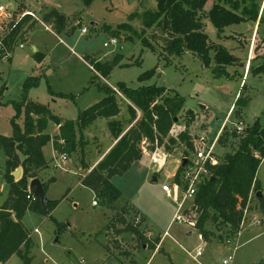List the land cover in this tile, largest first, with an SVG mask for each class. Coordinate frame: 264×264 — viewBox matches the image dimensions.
Listing matches in <instances>:
<instances>
[{"label": "rangeland", "instance_id": "rangeland-1", "mask_svg": "<svg viewBox=\"0 0 264 264\" xmlns=\"http://www.w3.org/2000/svg\"><path fill=\"white\" fill-rule=\"evenodd\" d=\"M2 1L5 5L18 6L20 11L35 13L39 21L26 24L21 42L27 39L28 43L24 49L17 50L13 63L3 62L0 65V89H4L0 104L1 136H13L11 122L16 110L10 102L21 100L23 85L32 76L39 79V84L29 92V101L48 107L53 114L66 120H76L81 111L104 97L97 88L98 84L107 85L113 90H118L121 83L133 89L157 84L167 89L165 96L179 95L184 99V107L179 114V123L171 131L172 136L184 131L186 111L195 113V121L189 129V135L194 138L193 148H187L182 143L173 148L172 155L166 154L167 158L160 156V162L155 163L159 168L156 167L159 175L157 183L152 182L153 177L150 179L151 174L149 170L146 171L153 154L145 150L147 158L140 165L124 176L112 179L123 194L112 209L105 207L104 210L102 205L93 206V201L98 199L92 190L82 184L84 173L80 149L65 164L60 159L55 160L53 164L58 163L59 166L53 165L42 171L39 175L42 182L56 179L55 183L50 184L49 201H58L66 193L68 196L51 213L64 226L62 229L49 216L35 212H28L23 220L33 241L30 250L32 264H97L98 259L104 260L100 264H224V261H229V264H264V208L257 198L258 192L251 194L244 211L245 220L237 236L230 237L227 228L208 225L211 236L205 241L196 228L187 223L173 222L178 202L182 201V184L175 177L184 159H192L201 146L199 138L205 136L206 143L211 145L226 130L236 133L237 137L230 142L220 144L217 141L214 162L219 165L227 154L237 149L247 127L254 122L264 126V0H231L238 2V14L252 9L253 3L256 4L262 22L260 24L259 19L257 23L248 20L227 27L222 34L207 18L216 3L208 0L201 14L205 33L211 44L224 46L233 58V63L227 68L229 77L220 79L215 78L212 69L205 68L199 57L192 53H185L181 57H171L165 53L166 34L160 24L151 23V14L158 11L157 0H94L90 6L85 4V0ZM223 5L232 8L231 3ZM53 9L69 19L62 34L43 22L44 14ZM120 24H127L129 28L122 30L120 36L105 31L104 27L116 29ZM74 27L76 31L72 33ZM84 29L87 30L85 34L82 33ZM111 40H116L117 45L105 46ZM144 40L149 42L150 47L145 46ZM33 46H37L38 52L45 56L41 66L36 61ZM88 57L103 64L117 58L120 63L113 67L109 77L104 78L93 69L91 62L85 60ZM154 68L156 75L152 79L139 81L142 74ZM92 81L96 84L91 85ZM50 91L74 99L55 97ZM238 101L248 104L244 108L237 107ZM127 104L123 99V128L130 125ZM18 122L22 126V119ZM101 122L98 121L92 130H98ZM16 146L15 143L14 148ZM89 150L86 160L92 163L98 156V150L93 146ZM160 153L165 154L164 150ZM53 155L54 150L50 146L46 149L49 161H52ZM6 159L5 148L0 144V207L8 194V186L2 177ZM257 180L264 200V160ZM162 184L171 185L175 190L173 198L166 197ZM192 204L193 200L183 206L185 214L191 219L194 217L189 211ZM115 208L119 211L125 209L129 222L138 228L139 224L134 218L137 212L148 219V229L154 235H159V240L163 239L158 254L151 247L146 249L155 241L153 236L145 237L146 241H143L131 233L116 235L109 228L112 255L101 246L100 243L106 240L107 231L101 234L99 231L110 223ZM255 218L260 224L256 223ZM139 229L143 234L146 232L144 228ZM36 230L39 232L36 233ZM166 232L168 235H165ZM199 247H202V256L196 257ZM8 264H23V261L14 256Z\"/></svg>", "mask_w": 264, "mask_h": 264}, {"label": "trees", "instance_id": "trees-1", "mask_svg": "<svg viewBox=\"0 0 264 264\" xmlns=\"http://www.w3.org/2000/svg\"><path fill=\"white\" fill-rule=\"evenodd\" d=\"M93 1L85 0V4L90 6ZM214 1L216 3L208 12L207 18L219 34L229 26L239 25L248 20L257 23L259 19L260 24L262 22V18H259L260 9H257L254 3L252 9L243 10L238 14L237 1ZM157 2L158 11L151 14V23L160 24L166 34L165 53L171 57L192 53L199 57L205 68L212 69L215 78H228L227 68L233 63L232 56L224 46L211 44L205 33V23L201 14L208 0H157ZM223 3H231L232 8H226ZM28 21L29 18L25 19L12 34L11 43L16 41L19 33L24 32ZM68 21L69 19L56 9L46 12L43 16V22L52 25L58 34L65 32ZM104 28L113 36H120L122 30L129 29L127 24H120L116 29ZM71 31L74 33L76 28H72ZM143 42L146 47H150L149 42L146 40ZM212 52L214 55H211ZM44 57L39 52L35 53L36 61L39 63ZM85 60L91 62L93 69L104 78L109 77L113 67L120 63L117 58L105 64L90 57ZM155 75L156 68L142 74L139 81L150 80ZM38 84L37 77L32 76L26 80L21 100L10 102L16 110L11 122L13 136L6 138L0 135V144L4 146L7 156L2 177L8 186L7 197L0 207V264H7L13 256H18L23 264H32L30 250L33 241L23 225V219L28 212L49 216L58 227H61L60 229L64 227L51 216V213L68 193L62 199L50 202L49 211H45L41 203L29 192L30 182L39 179L40 173L49 165L43 153L44 147L49 143L53 142L58 155L65 154L67 158L80 149L83 163L87 146L84 130L98 119L109 121L108 128L116 144L82 180V184L92 190L98 199L94 202L109 209L123 198L122 192L113 184L112 179L127 174L134 163L143 158L146 151L154 152L157 148H162L165 154L172 155L173 148L182 143L186 144L187 148H193L194 138L189 135V129L195 121V113L187 110L184 131L172 136L173 127L179 123L178 118L184 107V99L177 94L174 97L165 96L167 92L165 87L154 84L133 89L121 83L118 87L123 96L121 98L111 87L98 84L97 88L104 97L81 111L76 120H65L53 114L48 107L29 101V92ZM95 84V81H92L91 85ZM50 93L55 97L74 99L65 94L53 91ZM3 95L4 89H0V104ZM123 99L128 102L130 125L132 124L127 131L124 130L122 122L117 120L122 113ZM247 104L238 101L236 106L244 108ZM20 119L23 121L22 126L18 122ZM50 123L59 126V134L55 137L46 133ZM245 133L233 153L227 154L219 165L209 167L212 177L200 186L194 198L196 229L205 241L211 236L207 229L208 225L227 228L230 237L240 234L244 211L250 202L251 194L262 190L257 174L264 160V126L254 122L251 127L246 128ZM236 137L235 132L226 130L219 136L218 142L224 144ZM10 143H16V148H11ZM18 169H21V177L16 180L13 174ZM184 169L185 167L181 165L175 177L181 184ZM54 182L55 178H51L44 185L46 193L49 185ZM261 206L264 208V201L261 202ZM124 210L114 209L116 215L112 221L124 224V228L117 231L131 233L143 240L144 236L140 229L125 219ZM107 250L110 251L109 248Z\"/></svg>", "mask_w": 264, "mask_h": 264}, {"label": "built area", "instance_id": "built-area-1", "mask_svg": "<svg viewBox=\"0 0 264 264\" xmlns=\"http://www.w3.org/2000/svg\"><path fill=\"white\" fill-rule=\"evenodd\" d=\"M29 18V22L31 21H39V18L35 15V13L31 11H20L18 6L15 7L13 5H5L2 0H0V64L3 62H8L17 49H24L25 44L21 42L22 32L18 34L16 37V41L11 43L12 34L18 29L20 24L24 23L25 19ZM26 26V24H25ZM49 30L48 27H46ZM82 33H87V30L84 29ZM117 45L116 40H111L109 43H106L105 46ZM117 95L123 98L122 94L114 89ZM230 116V115H229ZM219 138V136H218ZM201 146L195 151V154L192 159L188 160V165L185 167L182 173V186L180 187V192L182 194V201L178 202V210L176 215L173 218V222L176 223H187L191 227L196 228L197 224V215L195 213L196 206L194 205V198L197 194L198 189L201 185L205 184L212 177V172L210 171L211 166H216L214 162L215 152L214 147L218 141L216 139L213 144L209 145L206 143L207 139L205 136H202L198 140ZM197 143V141H196ZM161 149L157 148L153 153V161L160 162V156L166 157V154H161ZM167 158V157H166ZM61 159L66 161L67 155H62ZM163 192L166 194L167 198H173L174 189L171 185H163ZM30 192V191H29ZM34 197V196H33ZM35 198V197H34ZM193 200V204L190 206V212L194 215L191 219L190 216L185 214L184 204L187 201ZM94 205H97L96 202H93ZM245 217L243 218L244 223ZM257 224H260V221L255 218ZM36 233L39 231L36 230ZM165 235H168L166 232ZM202 256V247H199L196 252V257ZM195 258V257H194ZM224 264H229V261H224Z\"/></svg>", "mask_w": 264, "mask_h": 264}, {"label": "crops", "instance_id": "crops-1", "mask_svg": "<svg viewBox=\"0 0 264 264\" xmlns=\"http://www.w3.org/2000/svg\"><path fill=\"white\" fill-rule=\"evenodd\" d=\"M31 24L33 23L32 21L30 22ZM27 24H29V21L27 22ZM35 25V24H34ZM33 25V26H34ZM28 26H30V25H28ZM32 28V27H31ZM30 28V29H31ZM25 40V39H24ZM28 42H27V39L25 40V42H24V44H25V47H26V44H27ZM24 47V48H25ZM17 50H19V49H17ZM17 50L15 51V53L13 54V57L7 62V63H5V64H12L13 63V61H14V56H15V54H16V52H17ZM33 50H34V52H38V47L37 46H33ZM45 58V57H44ZM4 64V65H5ZM38 64H40V66H41V63H38ZM1 66H2V64H0ZM0 71H2L1 70V68H0ZM102 99V98H101ZM100 99V100H101ZM98 102V101H97ZM94 105V104H93ZM92 106V105H91ZM89 108V107H88ZM87 109V108H86ZM125 111H126V109H125ZM125 114H124V111H123V109H122V113H121V115L117 118V120H122V118L121 117H123ZM66 120V119H65ZM98 121H102L101 122V127H98L99 129L98 130H95V129H93L92 130V127H94V125H96V123H98ZM108 120H106V119H98L97 121H95L90 127H88L87 129H85L84 130V137H85V141L87 142V146L85 147V153H84V159H83V163H82V161H81V163H82V172L84 173L83 175H82V177H81V181L83 180V178L88 174V173H90V171L92 170V169H94L97 165H98V163L109 153V151L113 148V146L116 144V141H115V139L113 138V136L111 135V133H110V131H109V128H108ZM132 126V124L131 125H128V126H126V127H124V130L125 131H127V130H129L130 129V127ZM46 133L47 134H50L52 137H55L56 135H58L59 134V126L58 125H56L55 123H50L49 124V126H48V129H47V131H46ZM50 146H52L53 147V150H54V155H55V157H54V155L52 156V161H49L48 160V158H47V156H46V149L47 148H49ZM91 146H93V147H95L97 150H98V156L95 158V159H93V162L92 163H90V161L89 162H87V160H86V156H87V154L90 152V150H89V148L91 147ZM161 150H163L162 148H161ZM43 153H44V156H45V159L47 160V162L49 163V165H48V169H50V166H53L54 165V167L56 166V165H58L59 166V164L58 163H56V164H53V162L55 163V160H61V162H62V164H65V162H68L71 158H72V156L73 155H71L66 161H63L62 159H61V156L60 155H58V153L55 151V149H54V144H53V142H51V143H49L47 146H45L44 147V149H43ZM152 154L154 153V152H151ZM147 154L148 153H146L145 155H144V157L140 160V161H138V162H136V163H134V165L132 166V168H131V170L136 166V165H140L141 164V162L145 159V158H147ZM161 157H163V156H161ZM150 162L147 164V166H146V171L148 172V170H149V172H150V179L153 177V181L152 182H158L159 181V175L157 174V166H156V162H154L153 161V159H152V161L151 160H149ZM145 165V164H144ZM58 166H57V168H58ZM157 167V168H156ZM143 168H144V166H143ZM156 169V170H155ZM159 169V168H158ZM156 171V172H155ZM43 173V172H42ZM174 175H172V177H173ZM20 177H21V175H20ZM167 177V176H166ZM116 178V177H115ZM154 178H156V180L157 181H154ZM164 179H166V178H164ZM40 180V179H39ZM41 181V180H40ZM42 182V181H41ZM55 182H56V179H55ZM54 182V183H55ZM44 185L46 184L45 182H42ZM163 185V184H162ZM50 189H51V185H49V187H48V191H47V195H48V193H49V191H50ZM68 196V195H67ZM48 198V197H47ZM67 198V197H66ZM94 202V201H93ZM59 206V205H58ZM57 206V207H58ZM93 206L94 207H98L99 206V204H97V205H94L93 204ZM57 207L55 208V210L57 209ZM103 209L105 210V207H103ZM108 209V208H107ZM114 210V209H113ZM115 213H114V215H113V218H112V220L114 219V217H115V215H116V211H114ZM125 213V212H124ZM27 216V215H26ZM25 216V217H26ZM124 217H125V219L127 220V222H129V219H128V217H127V215H126V213L124 214ZM109 218V217H108ZM134 218L137 220V222H138V224H139V228H144L145 229V231L146 232H144V234H143V232L141 231V233H142V235L144 236V239H143V241H146V238L145 237H152L153 236V239H155V241L153 242L152 240V242H153V244L152 245H149V246H147L146 247V249L148 250L150 247L152 248V250L153 251H156L155 252V254H158V252L160 251V250H158L159 248L158 247H160V246H162L163 245V239L162 240H159L158 239V237H159V235H154L153 234V231L152 230H150V229H148L149 228V225L147 224V221H148V219H146L145 217H144V215L142 214V213H139V212H137V214H135V216H134ZM25 219V218H24ZM23 219V220H24ZM112 220H110L109 222L111 223H107L103 228H102V230H100L99 231V233L101 234V232H103V231H107V230H112V232L114 233V234H116V235H123V234H126L125 232H120V231H117V230H120V229H122V228H124V224H122L121 222H119L118 224H116L115 222V220L114 221H112ZM149 222V221H148ZM130 223V222H129ZM150 223V222H149ZM105 228V229H104ZM109 228V229H108ZM113 228H117V229H113ZM149 239H151V238H149ZM110 241H111V237H110V234H108V231H107V234H106V240H105V242L104 243H100L101 244V246L104 248V249H106L107 250V248H109L110 249V251H108L107 250V252L110 254V255H112V252H111V248L109 247V243H110ZM165 253H167L166 252V250H165ZM168 254V253H167ZM14 257V256H13ZM12 257V258H13ZM171 259V258H170ZM102 261H104V260H102V259H98L96 262H97V264H100L99 262H102ZM9 263V262H8ZM7 263V264H8ZM150 264H152V263H150Z\"/></svg>", "mask_w": 264, "mask_h": 264}, {"label": "water", "instance_id": "water-1", "mask_svg": "<svg viewBox=\"0 0 264 264\" xmlns=\"http://www.w3.org/2000/svg\"><path fill=\"white\" fill-rule=\"evenodd\" d=\"M204 107H202V110ZM11 148L15 147V143H10ZM188 160L184 159L182 162V166L186 167L188 165ZM14 177L16 180L20 178L21 175V169H18L14 174ZM154 181H157L156 178H154ZM29 191L30 193L41 203L43 209L45 211H49V204L51 201L47 198V193L44 190V184L39 179H34L29 184ZM257 198L260 200V202H263L262 198V192L257 193Z\"/></svg>", "mask_w": 264, "mask_h": 264}]
</instances>
